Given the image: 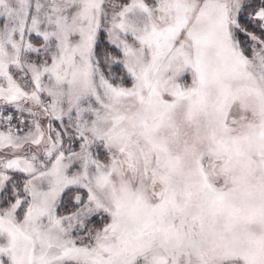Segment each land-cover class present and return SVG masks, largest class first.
<instances>
[{
	"label": "snow or ice",
	"instance_id": "6c2138e0",
	"mask_svg": "<svg viewBox=\"0 0 264 264\" xmlns=\"http://www.w3.org/2000/svg\"><path fill=\"white\" fill-rule=\"evenodd\" d=\"M0 264H264V0H0Z\"/></svg>",
	"mask_w": 264,
	"mask_h": 264
}]
</instances>
